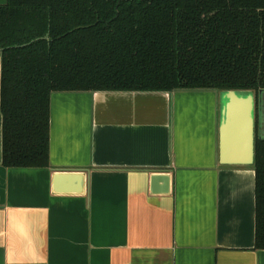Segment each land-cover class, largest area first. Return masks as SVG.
I'll return each mask as SVG.
<instances>
[{"label": "crops", "instance_id": "crops-1", "mask_svg": "<svg viewBox=\"0 0 264 264\" xmlns=\"http://www.w3.org/2000/svg\"><path fill=\"white\" fill-rule=\"evenodd\" d=\"M218 155L215 90L55 93L49 168L3 166L0 110V264H264L254 166ZM57 171L86 193H54Z\"/></svg>", "mask_w": 264, "mask_h": 264}, {"label": "trees", "instance_id": "trees-1", "mask_svg": "<svg viewBox=\"0 0 264 264\" xmlns=\"http://www.w3.org/2000/svg\"><path fill=\"white\" fill-rule=\"evenodd\" d=\"M0 55L3 166L49 168L55 93L264 92V0H8ZM254 169L264 250L259 135Z\"/></svg>", "mask_w": 264, "mask_h": 264}, {"label": "water", "instance_id": "water-1", "mask_svg": "<svg viewBox=\"0 0 264 264\" xmlns=\"http://www.w3.org/2000/svg\"><path fill=\"white\" fill-rule=\"evenodd\" d=\"M259 94L262 108L264 92ZM261 120L259 132L264 131ZM256 136V94L253 91H219V164L254 166ZM259 136L261 138V133ZM171 180L169 173L153 174L151 194L169 195ZM86 181L85 172L57 171L54 193L83 195L86 193Z\"/></svg>", "mask_w": 264, "mask_h": 264}, {"label": "flooded vegetation", "instance_id": "flooded-vegetation-1", "mask_svg": "<svg viewBox=\"0 0 264 264\" xmlns=\"http://www.w3.org/2000/svg\"><path fill=\"white\" fill-rule=\"evenodd\" d=\"M260 94H256V135L258 136L260 134L259 129H260V120L263 122H261V124L264 127V106H262L261 108V104H260ZM263 99H264V95H263Z\"/></svg>", "mask_w": 264, "mask_h": 264}, {"label": "rangeland", "instance_id": "rangeland-1", "mask_svg": "<svg viewBox=\"0 0 264 264\" xmlns=\"http://www.w3.org/2000/svg\"><path fill=\"white\" fill-rule=\"evenodd\" d=\"M264 136V131L260 132Z\"/></svg>", "mask_w": 264, "mask_h": 264}]
</instances>
